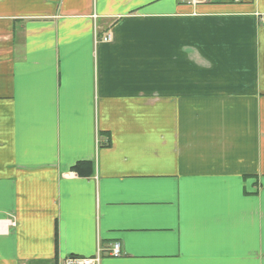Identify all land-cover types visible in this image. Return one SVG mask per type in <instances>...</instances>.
Instances as JSON below:
<instances>
[{
    "label": "crops",
    "instance_id": "crops-1",
    "mask_svg": "<svg viewBox=\"0 0 264 264\" xmlns=\"http://www.w3.org/2000/svg\"><path fill=\"white\" fill-rule=\"evenodd\" d=\"M262 20L264 0H0V264H264Z\"/></svg>",
    "mask_w": 264,
    "mask_h": 264
},
{
    "label": "built area",
    "instance_id": "built-area-1",
    "mask_svg": "<svg viewBox=\"0 0 264 264\" xmlns=\"http://www.w3.org/2000/svg\"><path fill=\"white\" fill-rule=\"evenodd\" d=\"M264 23V20L261 21ZM110 40L109 34L106 35L102 41L108 42ZM16 227V222L12 218H4L0 220V236L6 235L9 233L11 229ZM110 257L118 258L121 256L120 245L118 243H114L111 245V248L108 251ZM102 258V249L97 247L96 252L93 256L85 258V257H77L70 256L65 259H62L59 264H100Z\"/></svg>",
    "mask_w": 264,
    "mask_h": 264
},
{
    "label": "trees",
    "instance_id": "trees-1",
    "mask_svg": "<svg viewBox=\"0 0 264 264\" xmlns=\"http://www.w3.org/2000/svg\"><path fill=\"white\" fill-rule=\"evenodd\" d=\"M88 164L85 163H78L77 165H75L71 170L76 172L77 174H81L82 173V169L84 167H86ZM88 174H90V171L88 172Z\"/></svg>",
    "mask_w": 264,
    "mask_h": 264
}]
</instances>
